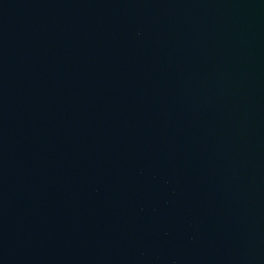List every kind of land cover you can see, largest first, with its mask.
<instances>
[{
    "label": "water",
    "instance_id": "95a60500",
    "mask_svg": "<svg viewBox=\"0 0 264 264\" xmlns=\"http://www.w3.org/2000/svg\"><path fill=\"white\" fill-rule=\"evenodd\" d=\"M0 264H264V0H0Z\"/></svg>",
    "mask_w": 264,
    "mask_h": 264
}]
</instances>
